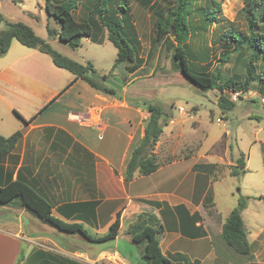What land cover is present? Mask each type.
Here are the masks:
<instances>
[{"label":"crops","instance_id":"0c3cea01","mask_svg":"<svg viewBox=\"0 0 264 264\" xmlns=\"http://www.w3.org/2000/svg\"><path fill=\"white\" fill-rule=\"evenodd\" d=\"M116 76L106 80L111 84L113 79L119 90L112 96L55 67L46 54L12 40L0 57V135L21 132V138L13 151L0 153V184L16 179L29 183L50 203L55 218L80 223L94 237L106 234L118 217L120 229L112 242L122 239L129 256L117 251L115 243L107 244L111 241L89 242L88 252L82 250L94 259L91 264L102 258L136 264L142 246L126 231L141 213L152 214L163 227L156 242L161 255L172 259L170 264H239L218 257L214 242L225 246L222 224L230 212L223 219L214 183L207 174L192 170L195 164L223 161L210 154L218 142L202 151L198 148L196 159L180 151L174 155L177 147H186L184 127L168 133L162 128L154 150L159 168L125 182L127 163L142 141L149 113L136 97L126 94L136 78L123 84ZM180 113L190 117L185 110ZM85 115L91 124L81 122ZM208 157L216 162H208ZM208 193L216 216L201 215V202ZM24 214L28 213L0 205V264H82L60 258L48 248L32 251L25 243L30 233ZM245 230L251 255L245 264H264V228ZM38 237L60 246L46 233Z\"/></svg>","mask_w":264,"mask_h":264},{"label":"rangeland","instance_id":"374dc122","mask_svg":"<svg viewBox=\"0 0 264 264\" xmlns=\"http://www.w3.org/2000/svg\"><path fill=\"white\" fill-rule=\"evenodd\" d=\"M55 3H71L73 5L74 17L77 20L84 19L92 27V40L81 38L79 47L71 49L67 43L58 39H48L47 27L51 30H58L53 19H47L44 12V0H0V16L3 21L0 23V30L5 28V23L21 22L29 26L34 33L49 43V45L59 54L72 59L80 64L91 62L96 71V76L110 70L116 59L117 50L106 40V30L99 25L98 9L96 0H51ZM216 3L214 6L212 3ZM259 1L260 10H264V0ZM126 3L134 26L135 38L139 47L140 57L144 60L151 46V32L157 14L163 15L172 6L173 0H122ZM247 0H197L193 1L192 11L195 20L204 21V15L209 9H214V17L217 26L206 25L205 44L201 41V57L204 60H211L206 71L212 73L216 66L222 67L221 77L225 80L228 77L241 83L246 75L247 60L250 59L251 52L244 51L243 54L229 59L228 63L222 66L218 64V57L222 52L218 39L220 34L226 29L246 34V22L244 8L247 7ZM109 4V1L107 2ZM218 8V9H215ZM196 9H199L197 11ZM114 12V8H111ZM206 24H208L206 22ZM194 33V30H192ZM194 38V37H193ZM197 47V45H196ZM233 49L230 41V47ZM154 67L143 77L136 78L126 92L129 97L146 99L154 105L163 107L167 122L163 126L164 133L174 131L179 126L184 127V143L186 147H177L180 150L173 151L174 155H192L196 159V150L201 151L211 147L218 142L210 154L222 159L216 165L217 168L212 175H208L214 183L213 188L216 194V204L222 213L223 219L233 209L239 199L249 197L247 208L242 212L245 228L253 231L255 228H264V204L259 198H264V105L260 99L264 97V90L259 89V84H253L247 93H242V99L235 103L230 112L223 113L218 107L219 93L217 91L200 92L180 73L171 68V53L160 47L155 59ZM202 66V65H201ZM195 69V68H194ZM117 78L120 77L116 76ZM114 83L113 79H110ZM107 84L119 92L114 84ZM235 93H239V89ZM230 90L225 89L223 95L229 96ZM118 95V94H117ZM179 107L185 110L190 117L178 111ZM175 123L171 125L169 120ZM220 119L222 123L216 122ZM176 148V147H174ZM240 153L245 157V175L235 178L229 177V169ZM171 156V153H169ZM208 162H216L212 157L207 158ZM193 161V160H192ZM231 163V164H229ZM217 182V183H215ZM15 211L21 212L20 208ZM201 215L210 217L216 216L213 205V198L208 193L201 202ZM29 214V213H28ZM24 214L29 234L27 246L36 251L45 249L57 253L60 258L75 261L82 264H91L94 259L88 257V250L91 244L82 236L77 234H67L43 225L32 215ZM26 226V225H25ZM102 228V227H101ZM27 231V230H26ZM106 232V231H105ZM46 233L60 241L58 247L52 240L44 241L40 234ZM25 235H22L24 240ZM24 242V241H23ZM108 242L107 244H114ZM116 249L123 255L129 256V247L122 239L116 241ZM218 257H226L237 263L245 264V256L233 253L225 246H217ZM225 244V243H224ZM264 242H262V246ZM256 245L253 244V247ZM91 248V247H90ZM80 249V250H75ZM84 249L87 252H83ZM86 253L87 257L81 255ZM222 259V258H221Z\"/></svg>","mask_w":264,"mask_h":264},{"label":"trees","instance_id":"16d2710c","mask_svg":"<svg viewBox=\"0 0 264 264\" xmlns=\"http://www.w3.org/2000/svg\"><path fill=\"white\" fill-rule=\"evenodd\" d=\"M96 1L99 25L106 30L107 40L117 50L114 64L107 74L96 76V71L90 62L80 64L59 54L48 42L38 37L29 26L21 22L5 23V28L0 30V57L6 54L11 41L16 40L26 48L46 54L55 67L68 71L75 79H81L98 91L116 96L118 92L107 85L106 80L117 75L123 84H128L135 78L147 75L154 67L160 47H163L171 53V68L180 73L197 90L204 93L209 91L219 93L217 104L223 113L230 112L235 103L242 99V93L250 90L251 85L258 83L259 89L264 90V10L259 12V1L247 0L246 2L248 5L244 8L246 34L231 32L229 28H226L220 34L217 43L218 45L220 42L224 43L221 45L222 52L218 57L220 66L228 63L229 59L235 55L238 57L244 51L251 52L250 59L247 60L246 75L241 83L230 77L224 80L219 74L223 70L222 67L216 66L212 73L207 72L206 68L211 60H204L205 57H201L202 54L199 52L201 41L205 44L206 25H218L213 16L214 9L208 10V14L204 15V21L197 22L194 19V11H192L193 1L197 0H173L172 6L166 13L157 14L151 32V46L143 60L139 54L132 18L126 3H120L122 0ZM213 5L215 6L216 3ZM73 8L72 2L55 3L51 0H44V12L47 19H53L58 26L57 31L47 27L48 38L67 43L74 50L79 47L81 38L91 37L92 27L86 20H77L73 15ZM111 8H114V12ZM196 10L199 11V9ZM2 21L0 16V23ZM192 30H194L193 34H191ZM230 41L233 49L226 50L230 47ZM236 87L239 89L240 96L235 103H231L223 95V91L229 89L230 92H237ZM136 102L145 108L149 116L144 122L142 141L133 150L127 163L125 182L132 181L136 176H148L159 168L154 150L166 123L163 118L167 114L162 106L154 105L142 98L136 99ZM20 138L21 132H15L9 137L0 135V153L7 154L13 151ZM216 168V164L201 163L193 165L192 170L212 175ZM245 173V159L240 153L234 165L229 169V176L239 178ZM248 200L249 197L238 200L237 205L222 224L221 232V239L225 245L235 254L246 258L251 257L250 246L241 214L247 207ZM258 200H262L264 204V198ZM0 205L23 209L43 225L63 233L80 235L92 243L112 241L117 237L120 229L117 217L103 236L88 235L82 224L66 223L55 218L52 215L50 203L29 183L21 179L0 184ZM79 219L82 220L83 217ZM126 232L132 236L136 244L142 246L139 257L135 261L136 264L171 263L172 259L161 255L159 251L156 236L163 232V227L155 216L149 213L139 214L128 226Z\"/></svg>","mask_w":264,"mask_h":264},{"label":"built area","instance_id":"2783aa9c","mask_svg":"<svg viewBox=\"0 0 264 264\" xmlns=\"http://www.w3.org/2000/svg\"><path fill=\"white\" fill-rule=\"evenodd\" d=\"M239 96L240 93L230 92L229 96L226 97L231 103H235L238 100ZM260 102L264 105V97L260 99ZM179 112H184V109L179 108ZM81 122L85 125L91 124L90 119L87 115L81 118ZM216 122L222 123L220 119H217ZM96 264H125V262H123L119 258H102L101 260L97 261Z\"/></svg>","mask_w":264,"mask_h":264}]
</instances>
